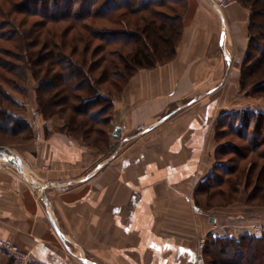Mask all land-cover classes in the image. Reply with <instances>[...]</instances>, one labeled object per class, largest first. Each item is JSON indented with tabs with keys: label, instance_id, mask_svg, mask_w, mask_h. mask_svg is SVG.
I'll use <instances>...</instances> for the list:
<instances>
[{
	"label": "crops",
	"instance_id": "obj_1",
	"mask_svg": "<svg viewBox=\"0 0 264 264\" xmlns=\"http://www.w3.org/2000/svg\"><path fill=\"white\" fill-rule=\"evenodd\" d=\"M219 1L189 0L176 57L140 70L114 99L111 126L121 132L105 151L52 131L59 120L38 114L30 91L35 104L16 116L37 133L13 151L46 199L0 165V238L40 264H192L201 239L252 234L258 221L243 225L241 209L196 206L217 163L220 121L254 107L226 89L241 82L234 61L248 52V0L224 10ZM0 264L13 263L0 252Z\"/></svg>",
	"mask_w": 264,
	"mask_h": 264
},
{
	"label": "trees",
	"instance_id": "obj_2",
	"mask_svg": "<svg viewBox=\"0 0 264 264\" xmlns=\"http://www.w3.org/2000/svg\"><path fill=\"white\" fill-rule=\"evenodd\" d=\"M5 1L10 10L0 3V40L10 46L0 45V81L14 92L25 94L28 89L23 83L31 74L38 83L36 112L45 120L58 116L63 120L58 132L102 151L113 140L114 99L122 95L140 69L164 65L176 57L189 9V0ZM247 2L250 3L249 45L241 71V86H250L258 92L264 89V0ZM12 13L40 19L28 25L24 18L18 24L12 19ZM87 19L105 20L109 26L95 28ZM61 22L68 26L58 29L48 25ZM94 37L103 44L122 48L108 51L102 45L93 51ZM3 54H8L10 59H5ZM2 102L18 110L26 108L0 84V134H23L25 142L33 140L32 125L2 106ZM228 123L232 124L233 134L248 143L246 148L264 160V150L259 152L264 147V113L243 109L225 115L218 125V141L226 132L221 128ZM231 152L240 154L233 143L218 145L217 163L203 186L197 188V194L210 199L219 193L227 198L222 186L238 192L245 181V201L264 204V161L261 165L252 162L250 169L239 164L243 158L222 162L221 158ZM255 166L260 169L252 183ZM196 206L201 207V203L196 201ZM250 246L259 247L261 254L256 263L264 264V229L258 235L245 233L237 238L212 234L206 240L205 261L237 264L244 259L243 250Z\"/></svg>",
	"mask_w": 264,
	"mask_h": 264
},
{
	"label": "rangeland",
	"instance_id": "obj_3",
	"mask_svg": "<svg viewBox=\"0 0 264 264\" xmlns=\"http://www.w3.org/2000/svg\"><path fill=\"white\" fill-rule=\"evenodd\" d=\"M15 1H18V0H13L12 3H14ZM0 3H2L6 9L10 10V5L8 3H6L5 0H0ZM232 4H230V5H232ZM246 5H248V7L250 9V3H246ZM189 6H190V4H189ZM17 9L20 11L21 7L18 6ZM224 9H226V8H224ZM11 17L18 24L20 23L21 19L25 18L26 19L25 20L26 24H28V25L32 24V23H35V22L39 21V19H40L38 17H32V16L29 17V16L23 15V14L22 15H18L17 13L16 14L12 13ZM132 18H133V16H132ZM149 18L151 19V17H149ZM0 20H1V18H0ZM86 22L94 25L95 28H104V27L109 26L107 21L101 20V19H87ZM48 25L50 27H52V28H58L59 29V28H62V27H67L68 23L61 22V23H58V24H48ZM0 45L1 46H5V47H9L10 46L9 43H6V42L1 41V40H0ZM102 45L108 51H115V50H119L120 48H122L120 45L118 46V45L103 44L100 40H97L95 37L92 39L91 48H92L93 51L98 46H102ZM263 46H264V42H263ZM125 50L126 49H124V51ZM7 55L3 54V57L5 59H10L9 56H7ZM238 59L239 58H237V60ZM237 60L234 61V62L237 65L239 64V68L242 71L245 59L242 60V61H241V59H239V62H237ZM140 70H142V69H140ZM0 84H1V86L4 89H6L8 91V93L19 104H24L25 106L27 104V105H29V107L31 106V104H33V105L35 104L34 103L35 99H32L30 97V91L34 90L36 92V87L38 86V83L32 78L31 74L28 75V80L25 83H23V85H25L27 87V89H28V91L25 94H20V93L14 92L13 90H11L9 85L7 83H5V82H1L0 81ZM235 84L236 85H234L233 83L232 84L228 83V87L226 88L227 90L230 89V90H228V94L230 96L236 95L237 96L236 100H241L243 105L246 103L245 105L254 106L253 110H251V111H253V112H263L264 113V89H259L258 92H256V90L252 89V87H250V86H247V87L243 88L241 86V82H240V84L239 83H235ZM218 94L219 93H217V95ZM35 98H36V101H37V93L35 94ZM233 99L234 98H232L231 100H233ZM2 106H4L5 108H7V109H9L11 111H15L14 112L15 115H16L17 112H21V111L26 110V108L23 109V110H18L17 108H15L14 106H12L10 103H7V102H2ZM36 106H37V104H36ZM54 118H57L59 121L56 123V125L52 126L51 130L52 131H57L63 125V120H61L58 116H56ZM227 125L228 126H224V127L221 128L223 131H226V132L219 139L218 142L221 145L222 144L225 145V144H228V143H233L239 149V153L240 154H238L237 152H231L226 157H222L221 158L222 162L227 163L229 158H234L236 160L237 159L239 160V158L240 159L243 158V160L241 159L239 164L241 166H246L247 169L251 168V164L254 161L259 163V165H261V163L264 160H262L261 158L257 157L259 154L256 153L255 151H250V148L249 149L246 148L248 143L246 141L242 140L239 137V135L233 134L232 130L230 129V126L232 125L231 123H228ZM32 127L34 129V136H35L36 133H37L36 132L37 130L35 129V127L33 125H32ZM217 131H218V129H217ZM250 132H251V130H250ZM24 136L25 135H23V134H19L17 136H11V135H7V134H2L1 133L0 134V145H6V146L10 147L12 150H13V148L14 149H18L19 146H21L24 143H26L25 140H24L25 139ZM111 142H113V140H111L110 143ZM223 150H226V146L224 147ZM262 150H264V147L259 149V152L261 153ZM23 165H24L25 170L28 172L25 160H23ZM6 166L7 167H11L9 165H6ZM259 169L260 168L258 166L254 167L253 172H252V180H253V181L251 180L252 183H255V181H256L255 179L257 177ZM245 183H247V182L242 181L241 188H239L238 192H231V190L228 188V186L224 185V186H222V189L225 190L224 194H226L227 198L219 196V193H215V194H213V196H210V199H207L206 196L201 197L200 198V203L202 204V207L203 206L204 207H219V205H222V204L226 203L227 204L226 207H228V208H231L230 206L237 207V208L234 209L235 211H238V210L241 209L242 215L244 217L243 225H246V226L248 225V227H249L251 223H255V222L258 221L255 224L256 226H253L252 234H255V233L259 234L264 229V204H257V202L245 201V197L247 195V192H246V188L247 187H246ZM250 189H251V187H250ZM238 197H240L241 199L243 198L244 200L243 201H237L236 198H238ZM240 205H241V207L239 208L238 206H240ZM243 227H245V226H243ZM250 230L251 229H242L240 232H236V235L240 236L242 234H245L246 231L249 232ZM230 231H231L230 228H227L226 233H224V234H229V233H231ZM243 251H244V259L243 260H239V261L235 260V261H237V264H257L256 263L257 256H258V254H261L260 250H259V247H255V246L251 247L250 246L248 248H245Z\"/></svg>",
	"mask_w": 264,
	"mask_h": 264
},
{
	"label": "built area",
	"instance_id": "obj_4",
	"mask_svg": "<svg viewBox=\"0 0 264 264\" xmlns=\"http://www.w3.org/2000/svg\"><path fill=\"white\" fill-rule=\"evenodd\" d=\"M233 2H235V0H220L217 3V7L224 9ZM205 246L206 239L204 238L198 242L196 249V261L192 264H206L204 255ZM67 250L71 251L68 247ZM0 252L12 258L13 264H39V262L30 253L23 251L18 245L7 239L0 238Z\"/></svg>",
	"mask_w": 264,
	"mask_h": 264
},
{
	"label": "water",
	"instance_id": "obj_5",
	"mask_svg": "<svg viewBox=\"0 0 264 264\" xmlns=\"http://www.w3.org/2000/svg\"><path fill=\"white\" fill-rule=\"evenodd\" d=\"M121 128L117 126L113 131V138L117 139L120 136ZM0 165H9L15 169L19 175L26 180L33 188L41 190L42 196L46 199L45 185L39 182L29 172H27L23 165L22 158L15 153L10 147L6 145H0ZM214 220V219H212Z\"/></svg>",
	"mask_w": 264,
	"mask_h": 264
}]
</instances>
